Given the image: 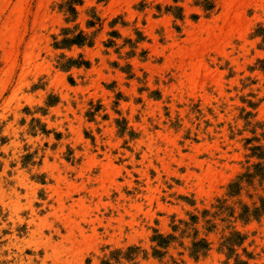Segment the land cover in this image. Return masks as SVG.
Here are the masks:
<instances>
[{
    "label": "rangeland",
    "instance_id": "374dc122",
    "mask_svg": "<svg viewBox=\"0 0 264 264\" xmlns=\"http://www.w3.org/2000/svg\"><path fill=\"white\" fill-rule=\"evenodd\" d=\"M264 0H0V264H264Z\"/></svg>",
    "mask_w": 264,
    "mask_h": 264
},
{
    "label": "trees",
    "instance_id": "16d2710c",
    "mask_svg": "<svg viewBox=\"0 0 264 264\" xmlns=\"http://www.w3.org/2000/svg\"><path fill=\"white\" fill-rule=\"evenodd\" d=\"M264 171V170H263ZM263 206H264V201H263Z\"/></svg>",
    "mask_w": 264,
    "mask_h": 264
}]
</instances>
